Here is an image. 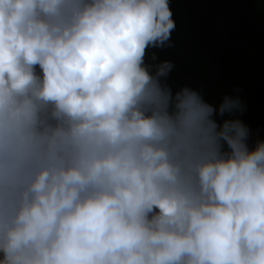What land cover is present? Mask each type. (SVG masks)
I'll list each match as a JSON object with an SVG mask.
<instances>
[{
  "label": "clouds",
  "instance_id": "1",
  "mask_svg": "<svg viewBox=\"0 0 264 264\" xmlns=\"http://www.w3.org/2000/svg\"><path fill=\"white\" fill-rule=\"evenodd\" d=\"M175 26L169 0H0V264H264V138L146 58Z\"/></svg>",
  "mask_w": 264,
  "mask_h": 264
},
{
  "label": "trees",
  "instance_id": "2",
  "mask_svg": "<svg viewBox=\"0 0 264 264\" xmlns=\"http://www.w3.org/2000/svg\"><path fill=\"white\" fill-rule=\"evenodd\" d=\"M169 3L172 15L183 19L202 52L218 67L225 95H238L246 105L245 111L238 114L250 129V143L258 136L264 138V25L255 18L254 0H169ZM218 19L223 23L225 40L215 27ZM185 32L175 28L171 42L184 43ZM246 43L254 47V61L250 65L240 63L236 54ZM148 51L150 54L155 51L162 61L170 60L174 66L188 72L169 47ZM225 118L230 117L220 120Z\"/></svg>",
  "mask_w": 264,
  "mask_h": 264
},
{
  "label": "rangeland",
  "instance_id": "3",
  "mask_svg": "<svg viewBox=\"0 0 264 264\" xmlns=\"http://www.w3.org/2000/svg\"><path fill=\"white\" fill-rule=\"evenodd\" d=\"M254 3L256 5L255 18L260 21L261 25H264V0H254ZM173 18L175 20V28L186 31L187 38L184 43H172L169 50L179 58L181 66L183 68L187 67L190 73H185L184 69L174 66L167 77L168 84L172 87L173 91L183 86L195 88L200 91L206 101L218 107L225 96L222 77L218 67L210 60L207 54L202 52L200 43L187 31L183 19L174 15ZM214 23L218 33L225 40L226 33L222 21L218 19ZM236 51L240 63L250 65L254 61L253 45L249 43L242 44ZM148 54L150 55L149 51L146 55ZM157 59L162 61L159 57ZM225 116L229 117L228 114H225ZM235 116L240 117L238 113ZM221 118L217 116L218 120Z\"/></svg>",
  "mask_w": 264,
  "mask_h": 264
}]
</instances>
